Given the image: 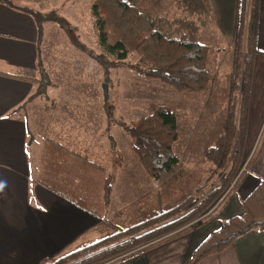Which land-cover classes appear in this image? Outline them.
<instances>
[{
    "label": "trees",
    "instance_id": "1",
    "mask_svg": "<svg viewBox=\"0 0 264 264\" xmlns=\"http://www.w3.org/2000/svg\"><path fill=\"white\" fill-rule=\"evenodd\" d=\"M2 1L31 15L39 28L48 22L57 23L70 41L79 46L78 29L55 10L43 12L13 0ZM179 3L183 13L172 17L151 16L138 3L127 0H93L94 30L104 50L97 56L99 63L135 67L145 77L159 80L179 93L203 91L210 82L209 47L201 41L200 28L206 24L203 16L210 14L213 18L214 12L210 0H180ZM260 3L261 0H239L232 116L224 124V133L204 152L206 161L220 169L218 182L206 189L205 184H200L201 171L181 165L180 153L187 148L193 127L182 126L179 113L169 105L150 102L135 109V119L126 126L131 151L145 174L157 184L154 194L141 197L135 204V208L148 205L144 219L41 264H119L131 253L189 225L221 199L246 158ZM131 54L137 56L135 65L128 62ZM107 137L108 151L101 153L63 141L60 136L43 138L40 173L35 181L106 220L104 214L112 204L117 173L125 162L115 137L110 132ZM230 198L201 225L216 218ZM242 205L243 214L222 219L221 227L197 247L187 264H200L209 256L225 252L247 233L264 231V181ZM119 236L125 239L112 244V239Z\"/></svg>",
    "mask_w": 264,
    "mask_h": 264
},
{
    "label": "rangeland",
    "instance_id": "2",
    "mask_svg": "<svg viewBox=\"0 0 264 264\" xmlns=\"http://www.w3.org/2000/svg\"><path fill=\"white\" fill-rule=\"evenodd\" d=\"M19 2L43 12L55 10L76 27L80 35V44L76 46L57 23L42 24L44 35L40 41V52L44 72L41 69L35 75L40 80L38 92L23 115L28 131L27 153L33 164V174L36 172L35 167L39 168L38 156L45 137L60 136L63 141L101 153L108 151L107 136L110 132L124 156L125 162L117 173L114 190L115 208L111 212L113 208L110 206L104 214L106 226L102 228V239L129 228L135 220L142 221L149 207L144 204L135 208V204L141 197L152 195L157 190L156 182L145 174L129 146L131 138L126 126L135 119V109L156 102L169 105L177 111L181 125L193 127L189 144L180 153L181 165L201 171L200 184H205L206 189L218 182L220 169L206 161L204 152L224 133V124L232 116L236 46L234 49L229 48V41L215 30L210 14L203 16L206 17L203 18L206 24L200 28L201 41L210 48V82L203 91L192 94L179 93L159 80L147 78L135 67L99 63L97 56L104 50L98 44L94 30L91 14L93 0ZM179 2L165 1L153 13L147 9L145 0L139 1L138 5L153 16L176 17L183 13ZM128 62L135 65L137 56L129 55ZM138 173L140 175L136 177ZM231 185L209 211H218L221 201L228 197ZM128 202L132 204L127 209L116 208V205ZM209 211L184 228L197 229L211 216H207ZM124 239L121 236L114 237L111 243Z\"/></svg>",
    "mask_w": 264,
    "mask_h": 264
},
{
    "label": "crops",
    "instance_id": "3",
    "mask_svg": "<svg viewBox=\"0 0 264 264\" xmlns=\"http://www.w3.org/2000/svg\"><path fill=\"white\" fill-rule=\"evenodd\" d=\"M13 1L22 4L19 0ZM145 1L151 13L168 2ZM210 3L215 30L234 49L239 0H210ZM43 35V25L39 28L31 15L0 0V264H41L55 259L101 240L102 228L106 226L104 219L35 181L40 162L33 174L23 115L38 92L40 80L35 75L41 69L44 72L40 52ZM245 150V161L229 188L228 198H231L216 218L197 229L182 228L154 241L119 264H187L197 247L221 227L222 219L243 214L242 202L264 181V0L260 3L258 54ZM115 198L113 195L111 212ZM131 204L116 205V208L127 209ZM213 213L209 211L207 216ZM200 264H264V231L247 233L225 252L209 256Z\"/></svg>",
    "mask_w": 264,
    "mask_h": 264
}]
</instances>
